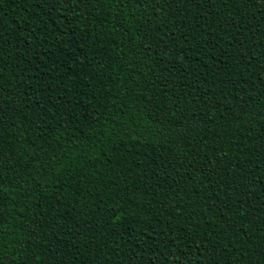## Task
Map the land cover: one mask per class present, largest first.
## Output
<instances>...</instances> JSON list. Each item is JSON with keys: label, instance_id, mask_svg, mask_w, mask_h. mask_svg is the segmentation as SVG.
I'll return each instance as SVG.
<instances>
[{"label": "trees", "instance_id": "trees-1", "mask_svg": "<svg viewBox=\"0 0 264 264\" xmlns=\"http://www.w3.org/2000/svg\"><path fill=\"white\" fill-rule=\"evenodd\" d=\"M0 264H264V0H0Z\"/></svg>", "mask_w": 264, "mask_h": 264}]
</instances>
